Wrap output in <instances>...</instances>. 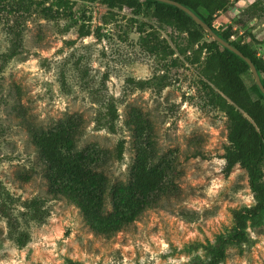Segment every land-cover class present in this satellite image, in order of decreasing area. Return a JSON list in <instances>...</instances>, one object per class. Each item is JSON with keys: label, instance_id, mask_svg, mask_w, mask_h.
Instances as JSON below:
<instances>
[{"label": "rangeland", "instance_id": "obj_1", "mask_svg": "<svg viewBox=\"0 0 264 264\" xmlns=\"http://www.w3.org/2000/svg\"><path fill=\"white\" fill-rule=\"evenodd\" d=\"M253 1L231 0L212 22L232 24L234 39L264 60V16L233 23L239 16L234 7ZM141 23L158 26L149 10L109 9L100 0H69L59 8L56 0H0V204L6 203L13 222L0 212V264L206 261L205 247L231 231L232 210L252 204L245 170L236 164L224 172L228 120L203 103L201 65L177 51L175 42L184 45L185 34L158 27L176 50L163 60L138 45ZM81 28L89 34L80 36ZM128 77L150 84L132 87ZM108 103L116 107L114 132L96 121ZM134 112L148 121L151 162L167 167L165 191L105 237L73 202L49 193L32 132L79 120L75 149L98 151L96 171L107 180L103 206L109 213L112 190L128 182L136 155L128 123ZM246 231L248 241L228 246L219 264H264V224Z\"/></svg>", "mask_w": 264, "mask_h": 264}, {"label": "trees", "instance_id": "obj_2", "mask_svg": "<svg viewBox=\"0 0 264 264\" xmlns=\"http://www.w3.org/2000/svg\"><path fill=\"white\" fill-rule=\"evenodd\" d=\"M100 1L109 9L130 8L134 14L150 11L158 26L141 23L138 27V45L149 55L164 60L176 52L167 39L161 36L159 28L170 27L185 34V44L180 46L174 41L175 47L187 62L201 65L199 74L204 105L222 111L227 117L229 144L223 154L224 172L229 173L236 164L240 165L246 172L253 201L249 206L232 210L231 231L227 235H219L213 245L205 247L208 255L206 261L193 260L189 263L219 264L226 257L228 246L248 241L246 229L249 226L255 228L264 224V95L258 89L248 65L235 53L213 40L181 9L157 0ZM175 1L193 11L217 35L247 56L255 65L264 86V60L257 56L249 43L234 39L238 31L232 24L212 22L214 15L230 7L231 0ZM68 3L69 0H56L57 8L65 7ZM241 16L245 20L264 16V0H254L239 12L233 23L241 26L245 22ZM88 34L87 30L79 29L80 36ZM251 39L258 41L255 37ZM126 83L139 89L150 84L146 79L132 77H128ZM105 109L104 113L98 114L96 121L114 132L116 107L113 103H108ZM78 122L79 120L68 118L58 122L51 130L34 131L33 142L46 165L49 193L73 202L95 233L109 237L132 222L153 197L165 191L167 167L151 162L152 147L147 140L148 121L140 112L132 113L128 123L132 125L134 132L136 155L130 178L127 183L113 188V207L109 213H105L103 205L107 180L102 173L96 171L95 163L99 155L95 148L75 149ZM123 144V140L117 144V157L122 155ZM0 212L12 225V215L4 201H1ZM37 213L38 207H35V214ZM15 242L18 246L24 244V240L19 237L15 238Z\"/></svg>", "mask_w": 264, "mask_h": 264}, {"label": "water", "instance_id": "obj_3", "mask_svg": "<svg viewBox=\"0 0 264 264\" xmlns=\"http://www.w3.org/2000/svg\"><path fill=\"white\" fill-rule=\"evenodd\" d=\"M166 4H170L173 5L179 9H181L182 11H184L186 14H188L198 25H200L202 27V29L208 33V35H210V37L215 40L218 44L222 45L223 47L227 48L228 50H230L231 52L235 53L238 57H240L249 67L253 78L255 80V83L258 87V89L260 90V92L264 95V86L261 83L260 80V76L256 70L255 65L253 64V62L245 55H243L240 50H238L237 48H235L234 46H232L228 41H225L224 39H222L219 35H217L212 28L205 22L203 21L198 15H196L193 11H191L189 8H187L186 6L182 5L181 3L175 1V0H157ZM235 9L237 7H234ZM237 10L239 11L240 9L237 8Z\"/></svg>", "mask_w": 264, "mask_h": 264}, {"label": "flooded vegetation", "instance_id": "obj_4", "mask_svg": "<svg viewBox=\"0 0 264 264\" xmlns=\"http://www.w3.org/2000/svg\"><path fill=\"white\" fill-rule=\"evenodd\" d=\"M238 8V7H237ZM240 10L238 11V12H240L241 11V8H239Z\"/></svg>", "mask_w": 264, "mask_h": 264}, {"label": "clouds", "instance_id": "obj_5", "mask_svg": "<svg viewBox=\"0 0 264 264\" xmlns=\"http://www.w3.org/2000/svg\"><path fill=\"white\" fill-rule=\"evenodd\" d=\"M235 10H237V8H236ZM232 11H233V10H232Z\"/></svg>", "mask_w": 264, "mask_h": 264}]
</instances>
